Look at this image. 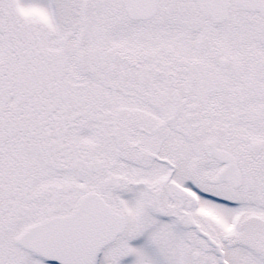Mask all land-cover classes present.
Instances as JSON below:
<instances>
[{
  "label": "snow or ice",
  "instance_id": "obj_1",
  "mask_svg": "<svg viewBox=\"0 0 264 264\" xmlns=\"http://www.w3.org/2000/svg\"><path fill=\"white\" fill-rule=\"evenodd\" d=\"M0 264H264V0H0Z\"/></svg>",
  "mask_w": 264,
  "mask_h": 264
}]
</instances>
